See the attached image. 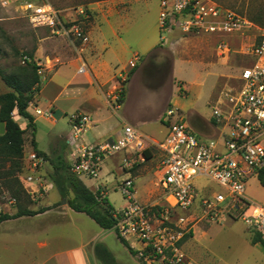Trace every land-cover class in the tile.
I'll return each mask as SVG.
<instances>
[{
  "label": "rangeland",
  "instance_id": "rangeland-1",
  "mask_svg": "<svg viewBox=\"0 0 264 264\" xmlns=\"http://www.w3.org/2000/svg\"><path fill=\"white\" fill-rule=\"evenodd\" d=\"M88 1L0 0V70L6 75L16 73L19 67L24 66L23 60L27 54H31L37 64L35 61L37 51H41L46 55L44 63L47 66H50V61L54 57H62L65 62L68 61L71 54L72 48L68 44L52 38L46 30L34 29L29 24L23 9L25 2L50 4L54 8L63 11L76 7L89 8ZM159 1L139 0L137 4L132 6V10L135 11V21L140 19L147 31L152 29L157 21ZM210 1L223 8L238 12L256 26L257 24L252 21L251 17L264 12V0ZM256 35L257 31L255 29L249 31L245 35V42L253 41ZM161 36L166 40L168 39L166 33H162ZM155 37L160 42L159 29ZM208 37L210 36L185 35L186 40L181 50V58L184 56L188 61L193 60L206 65L207 70L201 72L198 76H196L197 73L191 65L184 64L183 67L177 69L173 77L175 81L170 82L172 63L162 71L160 69L162 66L159 67V65L153 63L148 65L149 74L146 69H143V75L135 77L130 87L133 97L130 98L127 107L123 110V116L132 125L134 124L135 128L144 136L157 142L163 141L166 134L165 124L161 120L158 121L157 118L161 110L168 108V95L182 98L181 102L184 105L181 112L188 125V121L192 118L191 111L207 120L212 117L211 108L217 104L218 100L223 99L222 94L239 87L237 76L240 69L248 65L247 58L244 55L235 53H232V60L218 58L215 53L218 39L214 37L215 40L211 44L205 45L204 40ZM234 38L238 37H222L224 41L230 43ZM232 43V50L240 49L237 40ZM168 59H172V55H169ZM175 63L177 66V58ZM37 66L40 68L38 74L42 82L46 76L41 71L43 67L40 64H37ZM133 72L126 73L128 80L125 88ZM148 83L155 86L157 90V95L152 96V98H148L143 94L144 87ZM7 92L9 90L0 80V95ZM122 96H124V92ZM31 103L35 105L34 98ZM58 107L59 109L71 111L76 105L60 101ZM170 107L175 109L172 105ZM217 107L219 109L223 108L222 106ZM40 108L41 110L45 109L44 106H40ZM30 110L32 109L30 108ZM110 111L115 113L112 110ZM121 112L119 110L118 115H122ZM52 115L55 122L46 120L47 118L44 116L37 120L35 129L36 149L48 157L52 156L55 150L58 153L60 152L66 160L67 153L65 154L62 147L65 141L64 137L72 131L71 125L68 123L69 114L64 116L55 113ZM13 118L19 127L24 130V157L27 152L33 149L31 146V129L27 128V121L18 117L16 113L13 114ZM118 123L121 124L120 120L114 116L110 120L109 126L118 128ZM198 123L201 126V122L198 121ZM204 124L202 123V125ZM3 132L4 127L0 124V135ZM91 133L90 131L84 133V136L90 142ZM59 149L60 151H58ZM116 157L117 161L114 160V163H121V155L119 154ZM156 160L157 157L152 156L145 163L135 166L131 174L134 180L136 200L149 206L161 207L164 205V200L160 189L157 187L160 172L156 170ZM107 167L108 165L103 162L99 178L96 180L83 177L80 179L93 189L98 183H101V179L105 175H109L110 181L104 184L106 197L116 210L122 209L125 202L117 187L130 174H125L122 171L107 174ZM50 172L49 163L44 162L37 174L39 179L36 186L39 191L33 193L35 186L28 187L22 183L24 176L22 167L18 170H12L10 164H0V188L8 197L12 198L10 195L16 197V200L14 199L15 205L12 206L3 208L0 202V215L12 216L18 210L37 211L41 208H51L44 216L22 217L2 223L0 226V264H69L68 253L76 257L80 254L81 249L83 251L88 250L93 243L104 244L120 264H143L136 256L133 257L129 254L128 250L117 239L113 230L103 231L85 215L69 210L66 200L63 203L64 200L59 197L50 182L48 178ZM194 185L199 197L221 191L219 187L207 179H198L194 182ZM43 187H45V190H43ZM245 195L255 204L264 199V191L261 189L256 177L247 181ZM234 215L236 214L234 213ZM191 223L193 224V234L182 243V252L188 264H264V251L260 247L250 244V239L255 232L250 231L239 219L224 217L218 222H207L200 220V217L197 216L193 218ZM1 230L6 232L1 233ZM126 242L129 245H135L132 239H128ZM90 264L99 263L91 262Z\"/></svg>",
  "mask_w": 264,
  "mask_h": 264
},
{
  "label": "built area",
  "instance_id": "built-area-1",
  "mask_svg": "<svg viewBox=\"0 0 264 264\" xmlns=\"http://www.w3.org/2000/svg\"><path fill=\"white\" fill-rule=\"evenodd\" d=\"M23 9L34 29L46 30L52 38L63 39L75 50L83 49L90 41L88 26L92 16L85 7L60 11L50 4L25 2ZM157 24L161 44L165 42L162 33L207 35L218 39L215 50L220 58L232 53L247 57L248 65L237 76L239 87L224 92L223 99L211 108L215 136L204 138L196 134L186 124L181 110L168 106L161 116L166 128L163 141L157 142L126 126L117 139L83 147L75 156L71 171L79 178L96 180L102 163L120 154L119 170L130 176L117 187L125 202L121 210L113 213L118 235L125 241L133 240L132 249L145 264H188L182 243L193 234L191 222L197 216L207 222L237 218L250 231L264 235V206L251 202L245 195L247 181L257 178L264 168V28L210 0H160ZM253 29L257 31L254 40L240 50H232L230 42L222 39L244 38ZM139 60L134 57L130 71ZM85 72L84 65L77 70L78 74ZM127 80V74L122 73L106 101L114 112L120 108ZM28 106L35 116L52 120L51 111H42L32 103ZM68 119L74 138L90 124L89 116L81 113ZM147 153L157 157V187L164 200L161 207L139 203L135 198L131 171L149 159ZM43 164L33 149L23 157L22 183L35 186L33 193L39 191L37 174ZM201 178L221 191L199 197L194 182ZM0 202L3 208L15 205V200L1 188Z\"/></svg>",
  "mask_w": 264,
  "mask_h": 264
},
{
  "label": "crops",
  "instance_id": "crops-1",
  "mask_svg": "<svg viewBox=\"0 0 264 264\" xmlns=\"http://www.w3.org/2000/svg\"><path fill=\"white\" fill-rule=\"evenodd\" d=\"M138 2L139 0H108L90 4L89 8H87L92 16V20L88 26L90 41L83 49L75 50L63 39L54 38L63 41L72 48L68 61L64 62L62 57H54L50 61V66H47L44 63L45 54L41 51H37L35 55V61L43 67L41 71L46 77L41 82L39 93L34 97V106L40 110V106H44L45 109L42 111H51L52 114L60 113L64 116L67 114L70 116L74 113H81L90 118V124L86 131L92 132L90 136L91 142L84 136L86 131L79 134L76 138L73 137L72 131L64 137L65 141L62 148L65 154L67 153L66 161H68L69 164H72L75 156H77L83 147L97 144L105 140L117 139L122 135L123 129L126 126H130L137 130L135 125H132L131 122H128L126 117L123 116V110L127 107L130 98L133 97L130 90L131 84L135 77H141V75H143V69H146L149 74L148 65L155 63L159 65V67L162 66V68H160L162 71L172 63L170 82H172V80L175 81L173 77L177 69L183 67L184 64L191 65L193 70L197 73L196 76L207 70L206 65L202 62H195L193 60L188 61L184 56L182 57L183 59L180 57L181 50L186 40L185 35L178 31H173L167 33L168 39H165L163 44H160V42L156 40L155 35L158 30V16L153 28L148 31L145 29L144 23H142L140 19L135 21V11L132 10V6ZM214 40L215 38L213 36L208 37L204 40L205 45L211 44ZM235 40L240 44V49L243 45L247 44L245 42V37H238L236 39L234 38L230 45L233 44L232 42ZM169 55H172V59H168ZM239 55L242 54L240 53ZM136 56L139 57L140 60L124 90L123 101L119 108V110L122 111V115H118L119 110L112 113L107 107L106 101L114 87H116L118 77L122 73H128L130 71V63ZM216 56L220 58L217 53ZM176 58L177 66L175 65ZM226 58L232 60L233 56L230 54L220 59ZM81 65L85 66L86 72L84 74L77 73ZM164 71L162 72L163 74L165 73ZM143 94L148 98H152V96L154 97L157 95V90L155 86L148 83L144 87ZM181 99L182 98L178 96L173 97V95H168V106L172 105L176 109L183 110L182 107L184 103L181 102ZM60 101L74 103L76 107L71 111L59 109L58 103ZM165 110L160 111L157 118L158 121L161 120V116ZM27 112L32 116L36 129L37 120L40 119L41 116H35L30 108L27 109ZM191 112L192 118L188 121L189 128L204 138H213L216 134V126L213 121H211V118L206 120L194 111ZM114 116L121 122V124L118 123V128L109 126V122ZM52 120L55 122L53 118ZM198 121L201 122V126ZM202 123L205 124L202 125ZM35 142L37 144L36 137ZM58 151H60V149ZM57 153L58 152L54 150L52 154ZM146 156L151 158L152 154L147 153ZM116 158L117 157H112L104 161L105 164L108 165V169L106 170L107 174L120 171V162L117 164L114 163V160L117 161ZM109 177V175H105L101 179V183H98L93 189L90 188L86 182L80 180L93 192L98 188L102 189V195L107 199L104 184L110 181ZM261 189L264 191L263 187H261ZM257 203L264 206V199L259 200ZM118 210L115 209V211ZM47 213L48 212H45L37 216H44ZM1 225L2 223L0 226ZM5 232V230H1V233ZM94 245L95 243L91 244L88 250L83 251L81 249L80 254L76 257L68 253L69 264H90L91 262H97L93 256ZM129 246L131 248L135 247L133 244Z\"/></svg>",
  "mask_w": 264,
  "mask_h": 264
},
{
  "label": "trees",
  "instance_id": "trees-1",
  "mask_svg": "<svg viewBox=\"0 0 264 264\" xmlns=\"http://www.w3.org/2000/svg\"><path fill=\"white\" fill-rule=\"evenodd\" d=\"M103 1L108 0H89L87 4ZM251 19L258 27L264 28V12L252 16ZM26 59L24 66L19 67L14 74L6 75L0 70V80L9 90V92L0 95V124L4 127V132L0 135V164H10L12 170H18L22 167L24 130L14 121L13 114L16 113L18 117L27 121V128L31 129L33 151L44 162L49 163L51 172L48 178L59 197L66 200L68 209L74 213L85 215L103 231L113 230L117 239L124 245L129 254L133 257L136 256V252L118 235L115 229L116 220L113 218L115 209L102 195V189L99 188L95 192L89 190L80 178L72 173L71 164L60 153L48 157L36 149L34 120L27 109L34 96L40 91L41 78L38 74L40 68L34 62L31 54H27ZM122 101L123 96L120 99V104ZM257 180L264 188V168L259 171ZM10 196L16 200L15 195ZM50 210L51 208H41L37 211L18 210L12 216L0 215V224L22 217H35ZM191 236L192 234L187 235L183 242ZM250 244L259 246L264 251L263 235L254 233L250 239ZM93 256L99 264H120L107 247L101 243H96L93 246ZM143 264L145 263L143 262Z\"/></svg>",
  "mask_w": 264,
  "mask_h": 264
},
{
  "label": "water",
  "instance_id": "water-1",
  "mask_svg": "<svg viewBox=\"0 0 264 264\" xmlns=\"http://www.w3.org/2000/svg\"><path fill=\"white\" fill-rule=\"evenodd\" d=\"M63 203H65V200L63 201Z\"/></svg>",
  "mask_w": 264,
  "mask_h": 264
}]
</instances>
